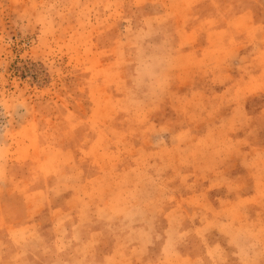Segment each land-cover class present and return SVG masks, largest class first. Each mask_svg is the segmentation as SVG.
Wrapping results in <instances>:
<instances>
[{
    "label": "rangeland",
    "instance_id": "rangeland-1",
    "mask_svg": "<svg viewBox=\"0 0 264 264\" xmlns=\"http://www.w3.org/2000/svg\"><path fill=\"white\" fill-rule=\"evenodd\" d=\"M0 264H264V0H0Z\"/></svg>",
    "mask_w": 264,
    "mask_h": 264
}]
</instances>
